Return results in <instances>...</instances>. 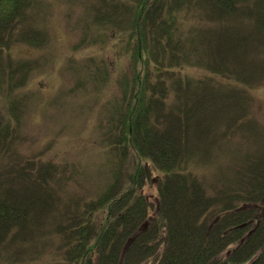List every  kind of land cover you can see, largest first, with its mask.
Returning <instances> with one entry per match:
<instances>
[{"label":"trees","instance_id":"16d2710c","mask_svg":"<svg viewBox=\"0 0 264 264\" xmlns=\"http://www.w3.org/2000/svg\"><path fill=\"white\" fill-rule=\"evenodd\" d=\"M43 4L0 0V78L11 89L24 84L31 69L12 56L13 45L45 42L33 25ZM98 4L92 18L129 30L135 59L107 124L109 182L94 198L74 200L63 164L27 162L20 154L2 161L18 153V137L12 138L13 124L1 119L0 259L33 258L37 241L53 231L60 237L61 260L50 264H264V140L247 155V170L237 167L232 176L214 171L208 184L193 165L204 145L215 143L219 125L248 126L257 136L255 123H235L239 117L234 118L248 111L250 95L247 89H209L206 79L173 76L172 70L184 54L185 62L242 84L263 80L264 0ZM184 9L195 12L192 16L202 24L188 33L176 19ZM10 108L16 114L23 105L12 102ZM154 171L162 173V180L156 214L150 215L153 204L143 190L153 182Z\"/></svg>","mask_w":264,"mask_h":264},{"label":"rangeland","instance_id":"374dc122","mask_svg":"<svg viewBox=\"0 0 264 264\" xmlns=\"http://www.w3.org/2000/svg\"><path fill=\"white\" fill-rule=\"evenodd\" d=\"M99 1L42 0L44 4L38 13L35 12L33 25L42 30L45 42L30 45L19 40L11 49L15 60L26 62L31 68L26 81L14 90L6 79L0 78V120L10 121L12 138L18 137V153L14 151L11 158L2 161H13L20 154L24 161L32 163L63 164L64 171L67 167L68 196L74 200L94 198L109 182L111 153L107 124L110 114L117 109L124 82L132 76L135 63L130 47L134 45H129L131 32L99 24L92 18L91 10L94 11L92 8L98 6ZM194 13L184 9L176 14L183 32L188 33L191 28L202 25L192 16ZM248 28L249 24L244 21L242 31L246 32ZM170 56H165L169 66ZM255 57L260 59L261 54L257 53ZM3 59L7 62V54ZM181 60L183 62L173 63V76L206 79L209 89L243 93L247 89L250 95L248 111H238L234 118H239L235 123L251 121L258 126L255 136L248 132V126L234 125L230 129L226 124L219 125L214 133L217 136L215 143L204 145L205 148L213 146L210 152L204 148L199 160L196 157L193 163L198 178L209 184L213 182L214 171L232 176L237 167L247 170V155L262 144L260 139L264 140V79L253 85L242 84L231 76L185 62L184 54H181ZM18 101L23 110L16 109L14 114L10 105ZM6 154L10 153L5 150V157ZM161 176L162 173L154 171L153 182L143 190L144 196L153 204L150 215L156 214L154 207L159 203ZM209 191L213 193L214 190L210 188ZM59 242L60 237L51 231L37 241L32 249L33 258L2 256L0 264L60 261Z\"/></svg>","mask_w":264,"mask_h":264}]
</instances>
